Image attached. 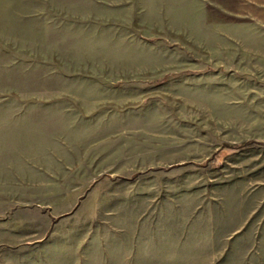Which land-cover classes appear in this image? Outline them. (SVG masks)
Listing matches in <instances>:
<instances>
[{
  "label": "rangeland",
  "instance_id": "1",
  "mask_svg": "<svg viewBox=\"0 0 264 264\" xmlns=\"http://www.w3.org/2000/svg\"><path fill=\"white\" fill-rule=\"evenodd\" d=\"M0 264H155L145 0H0Z\"/></svg>",
  "mask_w": 264,
  "mask_h": 264
}]
</instances>
